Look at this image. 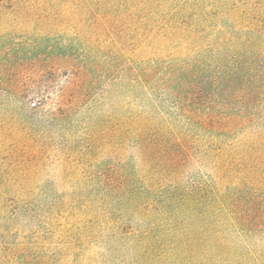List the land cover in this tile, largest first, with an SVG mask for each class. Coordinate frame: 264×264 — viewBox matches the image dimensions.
Masks as SVG:
<instances>
[{
	"label": "trees",
	"instance_id": "1",
	"mask_svg": "<svg viewBox=\"0 0 264 264\" xmlns=\"http://www.w3.org/2000/svg\"><path fill=\"white\" fill-rule=\"evenodd\" d=\"M0 9L42 27L0 36V83L29 66L66 74L0 100L77 129L90 159L109 154L75 192L101 264H264V0ZM21 210L0 202L1 232ZM14 249L0 264L34 263Z\"/></svg>",
	"mask_w": 264,
	"mask_h": 264
},
{
	"label": "rangeland",
	"instance_id": "2",
	"mask_svg": "<svg viewBox=\"0 0 264 264\" xmlns=\"http://www.w3.org/2000/svg\"><path fill=\"white\" fill-rule=\"evenodd\" d=\"M18 18L0 9V36L20 40L42 28ZM46 68H23L21 75L6 76L0 87L54 88L65 80L64 70L55 77ZM77 131L0 100V202L22 209L10 233L0 231V246L8 251L17 247L24 261L28 255L33 264H101L99 245L87 237L75 192L92 181L95 165L109 154L87 157Z\"/></svg>",
	"mask_w": 264,
	"mask_h": 264
}]
</instances>
